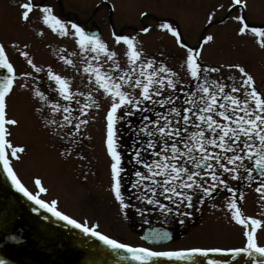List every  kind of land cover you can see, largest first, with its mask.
<instances>
[{
    "label": "snow or ice",
    "instance_id": "1",
    "mask_svg": "<svg viewBox=\"0 0 264 264\" xmlns=\"http://www.w3.org/2000/svg\"><path fill=\"white\" fill-rule=\"evenodd\" d=\"M247 8L246 0H231L229 8ZM223 7V5H220ZM19 18L29 21L36 14L53 33L60 37L71 36L78 53L84 57L77 66L72 55L61 49L58 58L66 65L82 72L90 90H73L72 80L53 70L38 66L29 52L18 50L32 71L20 72L19 77H31L34 82L44 73L48 89L55 94L50 98L46 91L37 85L31 94L42 102L37 112L48 109L44 116V126L53 133L65 147L59 155L69 156L78 144L83 128L88 124L90 109H99L101 104L96 96L107 98L105 107L107 155L110 157V192L123 213L132 207L141 218L145 213L158 212L165 219L174 216L180 223L183 218L193 215L197 204L203 205L218 189L226 190L230 196L224 207L230 213V220L241 227V244L233 247H183L178 249L154 250L152 247L124 243L98 230V224L73 218L58 210V200L46 201L41 195L47 193L42 180H34L36 191L29 190L21 181L13 161H19L26 152V146L15 143L12 129L20 121L7 112V97L14 90L17 72L10 61L6 46L0 43V166H2L12 187L22 193L38 207L32 212L45 209L53 217L65 221L84 234L98 237L113 250H126L127 257L136 264H161L159 258L169 261H185L191 264H229L227 260L211 258L212 253H226L233 261L247 256L249 264H264V243L259 242L258 232L264 230V219L245 215L239 201L245 199L244 191L233 187L236 181L243 187L254 190L257 203L264 205V89H258L255 79L240 63L221 66L202 64V52L183 42L181 33L171 23L164 21L156 25L171 33L176 44L185 50L181 67L185 69L187 81L180 79L162 58L146 54L136 34L111 33L115 45H123L124 62L115 47L81 23L61 18L51 4L44 0H23L19 4ZM141 16L146 15L144 12ZM209 21L213 15L207 17ZM236 22L239 36L260 38L264 48V26H254L246 15L238 12L232 17ZM152 25L142 27L140 32L148 33ZM41 28L38 35H43ZM205 42L212 41L213 35H205ZM13 47H16L13 42ZM27 45L24 48L27 49ZM221 68L236 70L235 76H213L221 73ZM189 83L192 87H179ZM19 87L26 88L27 84ZM139 116L138 123L132 118ZM94 119V117H93ZM129 125L135 133L131 146L121 149L119 133L122 125ZM131 153L128 162L135 166L127 170L124 166V152ZM80 159L83 155L77 152ZM133 189L136 204L126 201L125 179ZM86 180L87 177L85 176ZM216 207V204L212 205ZM45 220L49 217L45 216ZM21 240V236H12ZM144 240L161 241L170 239L166 230L152 229ZM0 264H6L0 259Z\"/></svg>",
    "mask_w": 264,
    "mask_h": 264
},
{
    "label": "rangeland",
    "instance_id": "2",
    "mask_svg": "<svg viewBox=\"0 0 264 264\" xmlns=\"http://www.w3.org/2000/svg\"><path fill=\"white\" fill-rule=\"evenodd\" d=\"M23 0H0V41L5 44L10 61L17 72V82L14 90L7 97V112L10 117L20 121L18 127L12 129V139L15 143L26 146V152L19 161H13L15 171L29 190L36 191L34 180L39 177L48 192L41 195L46 201L58 200V210L73 218L83 220L87 218L90 223L98 224V230L125 243L142 244L140 230L142 226L150 225L149 214L145 213L142 219L136 211L129 207L123 213L118 202L110 192V157L107 155L105 136L106 121L105 107L107 98L97 95L99 109H90L88 124L83 128L79 142L74 146L71 155H59L61 148L65 147L53 133L52 128L44 126V116L49 115L45 108L42 112L35 109L41 107L42 102L31 94L35 86L46 91L50 98L55 94L48 89V81L44 73H33L40 76L34 82L31 77H19L20 72L32 71L24 58L18 56V50H26L34 62L45 69L51 65L53 70L72 80V88L80 91L90 90L86 76L77 72L75 68L66 65L58 58L61 49L71 56L74 63L79 66L84 57L78 53L71 36L60 37L53 33L36 14L30 16L25 22L19 18L21 9L19 4ZM51 4L54 11L63 19L81 23L88 29L97 28L100 35L110 46L120 53L123 64V45H115L111 33L136 34L146 54L162 58L165 63L176 71L180 79L187 81L185 69L181 67L184 49L180 48L171 33L156 27L167 21L178 29L182 40L190 47L202 52V64L221 66L228 63H240L253 75L258 89H264V48L260 47L258 37L251 32L239 36L236 32L234 17L238 12L247 16L254 26H264V0H246L247 8L239 6L229 8L231 0H44ZM223 5V7H220ZM144 12L146 15L141 16ZM213 15L209 21L207 17ZM152 25L148 33L140 32L145 26ZM41 28L44 34L38 35ZM213 35L214 39L205 42V35ZM15 42L16 47H13ZM27 45V49L24 45ZM5 73V72H4ZM235 76L236 81L225 83H238L239 74L236 70L221 68V73L213 76ZM20 84L28 87L21 88ZM179 87H192L189 83ZM94 117V119H93ZM138 123L139 116L132 118ZM119 143L121 149L131 146L135 138L134 130L127 124L121 126ZM77 152L84 159L77 156ZM131 153L125 151L124 159L129 160ZM124 166H127L124 162ZM134 170L135 166H127ZM87 177L85 180L84 177ZM125 188V187H124ZM133 189L124 194L130 204L139 203L132 195ZM250 200L242 204L245 215L264 219V205L258 204V196L253 189L249 192ZM215 201V199H214ZM251 202V206L249 203ZM221 203V202H220ZM206 204V203H205ZM225 205V202H224ZM207 217L194 220L198 223L186 234H180L171 245L155 246L160 250L166 248H183L193 245L233 247L241 241L235 236L240 229L230 220V213L223 206L204 208ZM152 213V212H151ZM157 213L158 222L161 215ZM203 214L202 216H204ZM194 217V215L192 216ZM236 226L234 230V226ZM141 226V228H137ZM259 242L264 243V230L258 232ZM238 246V245H237Z\"/></svg>",
    "mask_w": 264,
    "mask_h": 264
},
{
    "label": "water",
    "instance_id": "3",
    "mask_svg": "<svg viewBox=\"0 0 264 264\" xmlns=\"http://www.w3.org/2000/svg\"><path fill=\"white\" fill-rule=\"evenodd\" d=\"M32 207L38 206L12 187L0 166V259L6 264H136L125 258L126 250H113L98 237L84 234L45 209L32 212ZM45 216L49 219L45 220ZM152 229L144 228L143 237ZM12 236H21L22 239L12 240ZM210 256L237 264L226 253H212ZM159 259L161 264H191ZM237 261L238 264H249L247 256L238 257Z\"/></svg>",
    "mask_w": 264,
    "mask_h": 264
},
{
    "label": "flooded vegetation",
    "instance_id": "4",
    "mask_svg": "<svg viewBox=\"0 0 264 264\" xmlns=\"http://www.w3.org/2000/svg\"><path fill=\"white\" fill-rule=\"evenodd\" d=\"M5 70L4 69H0V75L4 74ZM124 162L127 166H130L131 163H129L126 159H124ZM127 166H125V168L127 170H131L132 168H128ZM233 187H237L240 190L244 191L245 193V199L243 201H239V204L242 207V204L245 205V203L247 201L250 200V195L249 192L251 190V188L248 187H243L240 183L236 182V181H232L231 182ZM124 192L125 190L127 191V189H130V184L128 183V179L126 177L125 179V185H124ZM230 196V194L224 190V189H218L216 192L213 193V196L211 199H206L205 203L203 205H199L197 204L195 206V208L193 209V215L194 217H188V218H183L184 222L180 223L178 219H176L174 216H169L166 219L164 217H161L160 221L158 222H154V220H158L157 218V213L156 212H152V213H148L149 214V218H150V225L148 226H162L165 228V230L169 233L170 239L167 241V243H165L166 245H171L173 243V240L176 239L178 237V235L180 234H186L192 227H194L195 225H197L196 223H198L199 221L202 220V218L207 217V212L204 210V208L210 207L213 210V204H216L218 209H221L224 206V202L226 203V199ZM215 199V201H214ZM221 202V203H220ZM251 204V202L249 203V205ZM251 206V205H250ZM203 214H205L204 216H202ZM200 216L201 218L198 220V222H196L194 219L196 217ZM234 223V222H233ZM235 224V223H234ZM236 225V224H235ZM145 226V225H144ZM234 226V225H233ZM143 227V226H142ZM240 232L238 234L235 233V236L239 239V241H241V227L238 225ZM138 229L141 228V226L137 227ZM236 226H234V230H235ZM163 244V245H165ZM238 246H240V244H237ZM236 245V246H237ZM193 246H198V245H193ZM153 248V247H152ZM156 248V247H155Z\"/></svg>",
    "mask_w": 264,
    "mask_h": 264
}]
</instances>
